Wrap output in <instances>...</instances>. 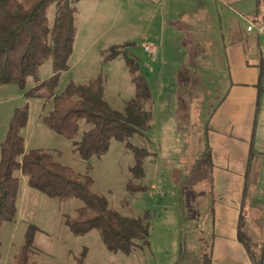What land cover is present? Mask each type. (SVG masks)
Here are the masks:
<instances>
[{"label": "rangeland", "instance_id": "obj_1", "mask_svg": "<svg viewBox=\"0 0 264 264\" xmlns=\"http://www.w3.org/2000/svg\"><path fill=\"white\" fill-rule=\"evenodd\" d=\"M153 5L148 0L77 2V35L69 62L70 71L63 74L58 93H63L70 82L86 84L102 73L105 79L106 100L114 110L122 112L128 100L135 95L126 59L121 55L111 63L104 62L110 48L120 44H130L121 48L122 53L128 52L143 64L148 63V84L156 88L158 78H155L153 73L154 65L157 64L152 63V55L155 53H146L144 50L145 43L155 47L160 44L158 40H152L150 37L145 39V36L152 35L158 21V18L154 19ZM55 13L56 5H53L47 14L51 26ZM190 45L191 50L203 48L201 40ZM159 63H162V59ZM175 67L176 65L170 64V74H176ZM52 74V61L49 60L40 68L39 79L46 80ZM182 74L181 79L178 77L177 97L179 101H187L179 115L184 123L187 122L188 128L185 125V129L178 136L174 123L167 124L164 121L160 145L162 150L167 151L174 149V143L178 141L180 149L184 151L185 148L188 153V160L172 171L174 179L170 181L172 185L179 181L184 183L183 186L180 183L177 187L184 192L183 201L182 198L178 199L176 189L162 201L155 197V191L158 184H162V178L161 167L157 166L153 156L146 160L147 176L139 182L146 186L148 191L142 194H128L125 186L131 178L129 169L134 165V159L121 143L112 142L110 150L102 158L82 160L75 151L73 141L59 136L43 123L52 103L42 99H25L27 90L37 84L34 78H29L25 90L14 84L0 85V160L1 144L7 136L14 111L28 104L29 122L23 131L27 151L40 149L50 152L62 164L82 174L91 175L96 182V192L104 194L111 207L122 215L142 216L150 213L152 217L149 246L144 247L142 242H139V248L131 256L114 254L104 247L98 231L84 237H75L65 225L64 215L75 216L76 210L82 206L81 202H59L51 199L30 188L26 178L16 173L21 181L18 212L14 222L5 223L2 227L0 264H14L15 257L24 243L26 230L31 224L40 229L34 251L38 264H77V259L83 253L86 255L85 264H207L213 226L210 167L208 160H204L200 163L199 171L193 173L192 168L205 150L204 126L207 111L214 104V89H202L196 73L191 76L189 71L184 70ZM80 124V133L90 127L85 122ZM132 142L137 146L152 149L151 142L147 139L136 137ZM173 165L174 161L168 162L170 168ZM196 178L199 180L194 184ZM254 218L256 226L264 224V220ZM251 219L248 214L243 215L242 222L246 229L253 224ZM259 236L263 237L264 232ZM197 249L206 252L204 257H195L193 252Z\"/></svg>", "mask_w": 264, "mask_h": 264}, {"label": "trees", "instance_id": "obj_2", "mask_svg": "<svg viewBox=\"0 0 264 264\" xmlns=\"http://www.w3.org/2000/svg\"><path fill=\"white\" fill-rule=\"evenodd\" d=\"M79 1L0 0V85L14 84L25 90L29 78H34L37 84L27 90L25 99L52 103L43 123L59 136L73 141L82 160L102 158L114 141L123 144L134 159L125 190L130 195L145 193L148 188L139 182L146 178L145 163L153 154L147 147L133 144L132 140L139 137L149 141L146 134L153 119L149 107L152 92L141 71L140 59L128 52L122 53L121 48L130 44L113 46L104 59L105 63L121 55L126 59L135 95L122 112L114 110L106 100L102 73L86 84L70 82L63 93L57 94L63 74L70 71L77 35L75 4ZM53 5H56V13L51 26L47 14ZM49 60L53 74L41 80L39 70ZM28 122L29 105L16 108L1 144L0 234L4 224L14 222L17 216L21 181L16 173H20L30 188L51 199L81 202L75 216L64 215L65 225L75 237L98 231L109 252L126 256L139 248V242L144 247L149 246L150 213L124 216L111 207L104 194L96 192V182L91 175L62 164L50 152L26 151L23 131ZM81 122L90 127L80 133ZM39 231L36 225L28 226L14 264H38L34 251ZM1 245L0 237V248ZM85 259L83 253L77 264H85Z\"/></svg>", "mask_w": 264, "mask_h": 264}, {"label": "crops", "instance_id": "obj_3", "mask_svg": "<svg viewBox=\"0 0 264 264\" xmlns=\"http://www.w3.org/2000/svg\"><path fill=\"white\" fill-rule=\"evenodd\" d=\"M152 3L158 21L145 39L160 44L158 48L145 43L144 50L146 46L156 49L152 63L157 64L153 74L158 81L156 88L149 84L153 119L146 134L153 159L161 167L162 184L155 197L162 201L176 189L183 201L184 192L177 187L184 183L172 185L170 181L172 171L188 160V153L180 149L178 141L174 149L162 150L161 131L164 121L174 123L178 136L185 125L188 128L179 115L187 101L177 97L178 77H183L184 70L191 76L196 73L202 89H214V104L204 126L205 150L192 168L193 173L199 171L204 160L210 167L213 226L207 264H264V236H259L264 224L256 226L254 218L264 220V0ZM199 40L202 49H189L190 43ZM141 64L147 79L149 65ZM170 64L176 65V74L169 73ZM169 161H174L171 168ZM244 214L254 221L248 229L242 222ZM193 253L202 258L206 252L197 249Z\"/></svg>", "mask_w": 264, "mask_h": 264}, {"label": "built area", "instance_id": "obj_4", "mask_svg": "<svg viewBox=\"0 0 264 264\" xmlns=\"http://www.w3.org/2000/svg\"><path fill=\"white\" fill-rule=\"evenodd\" d=\"M148 1H150V2H157L159 0H148ZM249 30H252V28L250 27ZM261 31L264 32V26L261 28ZM145 51L147 53H155L156 49L152 48L151 46H146L145 47Z\"/></svg>", "mask_w": 264, "mask_h": 264}]
</instances>
